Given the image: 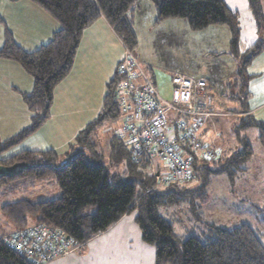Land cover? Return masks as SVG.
Instances as JSON below:
<instances>
[{
    "label": "trees",
    "instance_id": "16d2710c",
    "mask_svg": "<svg viewBox=\"0 0 264 264\" xmlns=\"http://www.w3.org/2000/svg\"><path fill=\"white\" fill-rule=\"evenodd\" d=\"M30 1L47 11L59 22L60 27L48 42L33 51L22 49L11 33L5 31L0 59L19 64L32 77L33 88L21 95L31 113L30 124L11 137L0 139V164L23 162L27 166L13 177L1 176L0 186L35 183L54 177L60 195L44 200L20 198L0 206V212L13 227L12 231L0 237V264H39L24 252L15 251L7 241L16 231L30 224L43 223L58 228L73 245L82 246L106 231L123 215L133 212H136L135 223L143 242L155 249V264H264L262 235L246 222L231 229L204 222V237L200 238L192 234L179 235L175 232L173 223L159 213L162 206L179 205L184 201L189 212L195 215L194 220L202 222V217L198 214L200 205L195 200L199 202L206 197L211 178L225 174L229 183H233L238 172L245 170V164L253 154L251 144L245 137H239L241 148L227 157L219 156L214 160L213 153L206 149L202 156L197 157L193 149L197 147L196 129L193 130L185 122L189 117L170 111L162 133L167 141L174 142L180 155L189 161L193 173L190 181L195 178L199 183L193 188L181 185L187 182L179 181H168L163 187L159 186L162 177H170L168 166L166 165V172L148 168L152 157L160 155L153 154L144 160L142 154L133 152L124 142L120 133L108 138L107 152L110 160L124 164L126 178L110 176L107 166L94 157L92 134L106 121L120 118L115 89L121 77L116 71L106 83V93L99 114L79 131L75 144L65 152V159L61 160L60 154L54 149H23L7 157L3 156L37 131L50 117L53 89L69 73L81 35L91 23L103 17L121 41L124 51L135 54L137 48L133 27V10L137 0ZM150 1L155 6L157 22L168 18H183L193 31L210 25L224 24L229 27V53L237 59L238 65L235 75L227 82V91L223 96L239 100L241 112H247L248 80L251 76L246 69L251 60L264 49V39L257 40L241 52L238 46V13L228 8L224 0ZM247 1L261 38L264 34V11L260 0ZM198 105L205 108L201 103ZM170 114L174 133L167 134L164 127ZM242 116L235 127L236 131L255 127L258 131L257 139L264 147V121L257 120L250 114ZM182 122L184 126L179 128L177 123ZM201 123L202 116L199 124ZM188 131L191 134L184 136ZM205 152H209L211 156L204 157ZM256 210L264 216V209Z\"/></svg>",
    "mask_w": 264,
    "mask_h": 264
},
{
    "label": "crops",
    "instance_id": "0c3cea01",
    "mask_svg": "<svg viewBox=\"0 0 264 264\" xmlns=\"http://www.w3.org/2000/svg\"><path fill=\"white\" fill-rule=\"evenodd\" d=\"M224 1L228 8L238 13V17L239 10L245 12L244 14L250 12L247 0ZM253 22L257 35L255 20ZM59 27L60 24L55 18L30 0H0V47L4 42L5 31L8 30L22 49L33 51L48 42ZM133 27L137 37L135 55L139 63L147 70L142 67L156 88L157 80L160 78L157 76L156 70L159 69H155L157 66L154 67L151 60L142 55L140 45L142 31L146 34L156 31L162 51L166 53L175 51L177 55L184 52L191 54L194 51L193 45L196 50L201 45L206 49L207 54L213 52L214 55L222 54L220 57L224 56L222 63L214 65V71L208 75L200 74L188 77L182 74L188 78L203 77L206 79L205 88L199 92L196 100L206 103L205 105L210 109L209 116H202V123L197 127L191 126L190 119L186 118L185 122L188 126L196 129V137L199 136L201 140L211 144L212 149H215L220 157H227L238 151L239 137L246 138L244 133L246 134V131L251 128L247 127L236 131L235 127L242 114H250L255 119L264 121V102H260V100L264 101L262 100L264 98V49L251 60L246 69L251 78L248 80V111L243 113L239 100L223 96L227 91V82L235 75L238 65L237 59L229 53L231 34L227 25H210L193 31L183 18H168L157 22L154 4L150 0H137L133 10ZM243 38L240 26L238 46L241 52L253 44L244 48ZM215 44L219 47L218 51L212 48ZM123 57L124 47L106 20L101 17L91 23L81 35L69 73L53 89L50 117L47 121L52 119L49 124L52 126L53 135L57 130L62 134L61 139L55 141L54 137H50L49 133L47 135L46 129L43 131L41 126L17 144L16 146L19 147L16 151L14 150L16 146H14L6 154L12 155L23 149H54L58 152V149L67 145L71 141L70 135L74 132L73 126L77 125L75 131H78L99 114L102 99L106 93V83L113 77L116 65ZM169 57L167 56V58ZM195 58L196 61L199 59L196 55ZM223 65L224 70L221 69ZM175 74L181 73H171V78ZM135 83L139 84L140 80L138 79ZM32 88V77L19 64L0 59L1 140L13 136L30 124L31 113L24 104L21 95L30 92ZM157 91L159 94V90ZM62 98L74 102L73 104L76 106H68L69 108L63 109V106H60ZM74 110L81 111L82 115L79 116L80 114L78 115ZM93 110L95 113L91 114ZM70 117L76 118L73 119L68 135L67 128L70 127V120H72ZM171 117L172 114L168 115V121L164 127L167 134L174 133ZM119 120L120 125L116 131H113V134H119L121 119L119 118ZM257 135L258 132L253 135L256 140H258ZM257 148L259 150L260 147ZM261 154L264 155L263 149H261ZM185 155L189 158L188 154ZM158 160L164 163L160 156L155 155L152 157V163L148 169L153 167L161 171ZM164 168L167 170V166ZM246 171L245 164V170L238 172L233 183H229L227 178L229 186H233L236 179L240 180ZM193 180L195 181V178ZM12 228L8 231H12ZM72 249L71 252L61 254L42 264H155V249L143 242L139 228L135 223L134 213L123 215L106 231L88 240L84 245Z\"/></svg>",
    "mask_w": 264,
    "mask_h": 264
},
{
    "label": "rangeland",
    "instance_id": "374dc122",
    "mask_svg": "<svg viewBox=\"0 0 264 264\" xmlns=\"http://www.w3.org/2000/svg\"><path fill=\"white\" fill-rule=\"evenodd\" d=\"M260 3L264 11V0H260ZM244 13L245 12L239 10V21L241 31L244 35L243 44L245 48L259 39H264V34L261 38L259 34L256 35L254 31V20L250 14L251 12H247L246 14ZM140 45L142 47V55H144L146 58H149L151 60V64H154V67L157 66L155 69H159L156 70L157 76H160V78L157 80V90H159L161 97L166 100H171L173 96V84L170 75L171 73L173 74L178 72L181 74L175 75L183 74L188 77H194L200 74L208 75L210 72L214 71V65H219L224 59V56L220 57L222 54L214 55L213 52L207 54L206 49L201 45H199L197 50L195 45H193L194 51L191 54L184 52L181 55H177L175 51L166 53L162 51V45L157 38L156 31H154L152 34H146L142 31ZM212 48H214L215 51L219 50V47L216 44ZM195 55L199 58L197 61ZM167 56L170 57L167 58ZM141 66L145 69L142 64ZM221 69H225L224 65L221 67ZM60 100L62 101L60 106H63V109L69 108L68 106H76V104H73L74 102L68 101L65 98ZM262 100H264V98ZM260 102L262 103L264 101L260 100ZM77 113L78 115L80 114L79 116L82 115L81 111H77ZM94 113V110L91 111V114ZM75 118L76 117L71 118L72 120L68 119L70 120V127L67 128L68 135L70 134L73 119ZM91 120H89L86 124H88ZM46 121L42 125L43 131L46 129V134L48 135L49 133V136L54 137L55 141H58L59 138L61 139L62 134L59 131L56 130L53 135L51 130L52 126L49 124L52 119L47 122ZM119 125V119L115 121H106L102 127L98 128L92 134V141L95 144L94 157H96L100 163L107 166L110 176L117 175L123 179L126 178L124 164L115 163L110 160L107 152V140L113 134V131L117 130ZM72 128H74V132L70 135L71 141L63 148L58 149L61 160L66 158L65 152H67L68 148L75 144L74 142L76 136L78 135L79 131L83 129L81 128L80 130L75 131L77 125L73 126ZM257 132L258 131L255 127H251L246 131V134L244 133L251 144L253 151L251 158L246 163L247 171L244 173V176L240 180L236 179L233 186H229L227 175H216L215 177L211 178V181L207 186L206 197L199 202L195 200L197 205L198 203L200 205V213H197L201 215L202 222H197L194 220V218H196L195 215H192L189 212L186 203H183L184 201L179 203V205L162 206L159 208L160 215L169 219L173 223V228L176 233L182 236H188L192 234L201 238L204 237L205 232L204 222L208 221L226 229H231L235 226H238L240 223L246 222L262 235L264 242V216L262 215V212L259 213L256 210L257 208L264 209V155L261 154V149L264 150V147L261 146L258 140H256L253 136ZM196 146L197 147H194L193 149L195 150L197 157L202 156L205 149L210 150L212 153L214 151L212 157L214 160H217L219 157L215 149H212V145L201 140L199 136L196 137ZM17 147L19 146L14 148L15 151ZM257 147H260L261 149L259 148L258 150ZM240 148L241 145L237 144V149L239 150ZM7 155L9 154L3 156L7 157ZM158 162L160 163L159 167L161 172H164L166 170L164 166L166 165L160 160H158ZM158 185L162 187L164 186L162 183H158ZM181 185H186L188 188H193L199 185V183L198 180L196 181L195 179V181L192 180ZM59 195L60 190L54 177L37 181L35 183H20L17 185L6 184L0 186V206L4 203H8L20 198H27L30 200H44L55 198ZM133 213L135 215L136 212ZM11 227L12 225H10L7 219L0 212V237L4 234H7ZM77 246L81 245H74V247ZM72 250L73 249L71 248L70 252Z\"/></svg>",
    "mask_w": 264,
    "mask_h": 264
},
{
    "label": "built area",
    "instance_id": "2783aa9c",
    "mask_svg": "<svg viewBox=\"0 0 264 264\" xmlns=\"http://www.w3.org/2000/svg\"><path fill=\"white\" fill-rule=\"evenodd\" d=\"M115 71L121 77L115 89L120 110L121 138L133 152L142 154L144 160L153 154L160 155L170 170V177L160 179L162 184L168 181H190L193 173L189 161L180 155L173 141H167L162 128L170 111L188 116L192 127L199 125L201 116H209L210 110L206 103L196 100L199 92L205 88L206 79L175 75L172 78V99L166 100L160 97L154 82L134 53L125 50ZM138 79L140 83L136 84ZM177 126L182 128L184 122L177 123ZM190 134L188 131L184 136ZM210 156L209 152L204 153V157ZM8 238L9 245L15 251L24 252L39 264L65 254L74 247L60 229L43 223H33Z\"/></svg>",
    "mask_w": 264,
    "mask_h": 264
},
{
    "label": "water",
    "instance_id": "95a60500",
    "mask_svg": "<svg viewBox=\"0 0 264 264\" xmlns=\"http://www.w3.org/2000/svg\"><path fill=\"white\" fill-rule=\"evenodd\" d=\"M26 166V163L23 162H14L10 165L0 164V177H13L19 174Z\"/></svg>",
    "mask_w": 264,
    "mask_h": 264
}]
</instances>
